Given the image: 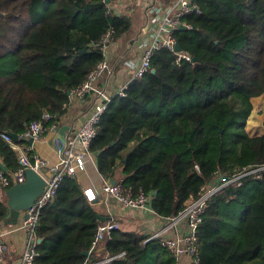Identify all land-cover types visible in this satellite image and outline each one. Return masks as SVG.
<instances>
[{"label":"trees","instance_id":"trees-1","mask_svg":"<svg viewBox=\"0 0 264 264\" xmlns=\"http://www.w3.org/2000/svg\"><path fill=\"white\" fill-rule=\"evenodd\" d=\"M195 1L201 13L187 15V29L174 36L197 62L155 52L151 70L111 100L90 147L100 175L150 196L161 218L177 216L205 186L264 167V134L246 131L253 99L264 96V0ZM131 25L105 0H0V167L7 189L15 185L20 153L4 136H20L33 123L56 128L75 91L105 61L103 37L113 31V44ZM77 178L64 179L42 210L34 264H97L106 256L115 257L112 264H181L159 240L120 225L97 245L98 216H105ZM208 204L198 231L200 264H264V169L223 186ZM7 216L0 201V223Z\"/></svg>","mask_w":264,"mask_h":264},{"label":"built area","instance_id":"built-area-1","mask_svg":"<svg viewBox=\"0 0 264 264\" xmlns=\"http://www.w3.org/2000/svg\"><path fill=\"white\" fill-rule=\"evenodd\" d=\"M131 0H111L110 8L115 10L114 3ZM200 14L201 11L195 0H167L165 2L152 1L148 3L145 9L146 20L140 27L135 41L136 49L139 51V58L136 62L128 63L129 69L133 72L130 82L123 86L117 96L125 97L129 85L134 80L142 79L150 70L153 55L162 49H167L177 55L178 62L194 63L192 56L183 51L176 52L175 33L183 25V19L191 13ZM113 31H109L102 39L105 61L102 62L96 70L90 73L88 80L74 93L73 98L85 100L95 93L96 103L94 110L84 123L82 128L75 134L63 138H56L55 150L58 154V161L51 163L46 159L35 156L34 162L22 154L19 157L20 168L14 174L13 180L17 183L26 182V171L32 169L41 174L46 181V187L43 193L36 199L33 206L27 211V219L24 220L21 228L28 234L29 243L21 259L14 264H34L37 239L35 231L39 225L42 210L53 203L60 184L66 178H74L79 173L87 170V166L93 154L90 152L92 141L97 135V125L105 115L109 103L113 99L107 92L106 87L96 89L95 83L103 73L110 75V68L107 62L109 48L112 45ZM264 105L254 108L253 114L263 113ZM48 118V116H46ZM55 127L46 128L41 123H33L29 130L18 136V140L38 141L48 131H54ZM4 139L14 146L13 139L4 136ZM15 149V148H14ZM46 169L45 174L42 170ZM252 171L229 180H222L213 186H205L197 199H191L185 209L177 216L171 218H162L164 225L159 231L152 234L148 241L159 240L169 252L176 258L188 257L189 264H200V252L198 244V231L203 222V217L209 206V199L216 194L223 186L235 182L246 175L255 174L263 170ZM0 186L8 188L10 179L0 167ZM88 201H96L102 197H114L126 209H151V197L145 193L134 194L127 189L122 181L114 184L104 179L102 184L96 188H87L84 190ZM182 227L186 231L182 232ZM119 229L116 221H107L102 223L97 230L96 244L104 243L112 238L113 233ZM9 247L6 243L0 242V263L5 259ZM115 257L106 256L97 264H112Z\"/></svg>","mask_w":264,"mask_h":264},{"label":"crops","instance_id":"crops-1","mask_svg":"<svg viewBox=\"0 0 264 264\" xmlns=\"http://www.w3.org/2000/svg\"><path fill=\"white\" fill-rule=\"evenodd\" d=\"M152 1L165 2L167 0H131L114 3L116 13L129 17L132 25L130 30L109 48L107 62L112 69V74L103 73L95 83L96 89L106 87L112 98L117 97L119 90L130 82L133 75V72L128 68V63L136 62L139 58V51L136 49L135 41L140 27L146 20V6ZM96 102L95 93L85 100H79L74 97L68 112L54 131H48L38 141L29 142L28 145H20L13 141L15 144L13 148L20 155L24 154L28 158V153H33V160L35 156H40L51 163H56L59 157L54 147V140L60 137L58 128L68 127L66 136L78 132L92 114ZM251 127L253 128V126ZM246 130L248 133L250 132L248 127ZM45 172L42 171L43 174ZM118 175L119 180L123 178L121 173H118ZM77 177L84 190L96 188L102 184L104 178L98 172L97 159L94 155L88 163L87 170L79 173ZM7 190V188L0 186V201L5 202L6 205L8 201ZM96 201L94 202L96 209L105 216L103 218L117 221L120 229L126 232L139 233L150 237L159 231L165 223L161 217L157 216L149 208L126 209L111 196L102 197ZM26 215L27 211L21 212L15 224H7L5 221L0 223V242L6 243L9 247L5 259L0 264H14L22 258L29 243L28 234L21 228ZM182 232H186L183 227ZM100 251L103 252V246L100 247ZM181 264H189V258L186 256L182 257Z\"/></svg>","mask_w":264,"mask_h":264},{"label":"water","instance_id":"water-1","mask_svg":"<svg viewBox=\"0 0 264 264\" xmlns=\"http://www.w3.org/2000/svg\"><path fill=\"white\" fill-rule=\"evenodd\" d=\"M106 3L110 4L111 0H105ZM187 27L183 24L180 26L179 30H186ZM176 52L182 51V49L177 45ZM194 62H197V59H193ZM156 71L152 70L154 74ZM59 130V138L66 137L68 132V127L65 128H58ZM15 141L18 140V136L16 134L10 135ZM30 143H33V140H30ZM46 171V170H42ZM114 184L115 181H112ZM46 187V181L41 176L40 173L28 169L26 171V182L25 183H17L10 189L6 191V195L8 197L7 206H8V216L5 222L7 224H15L23 211H28L33 204L35 203L36 199L43 193ZM97 202V201H94ZM27 219V215L25 217ZM98 219L104 223L108 221L107 219L98 216ZM42 239L37 240V244H40Z\"/></svg>","mask_w":264,"mask_h":264},{"label":"rangeland","instance_id":"rangeland-1","mask_svg":"<svg viewBox=\"0 0 264 264\" xmlns=\"http://www.w3.org/2000/svg\"><path fill=\"white\" fill-rule=\"evenodd\" d=\"M111 74H112V71H110V75ZM252 102H253V105L256 106V108H258L261 104L264 105V96L261 98H258V99H253ZM251 126H253V128ZM247 127L250 131L249 133L248 132L247 133L250 136H256V135L263 134L264 112L263 113H256L252 117L248 118Z\"/></svg>","mask_w":264,"mask_h":264}]
</instances>
